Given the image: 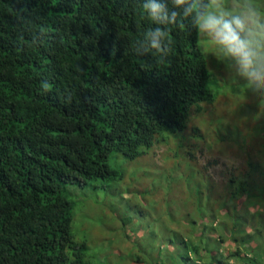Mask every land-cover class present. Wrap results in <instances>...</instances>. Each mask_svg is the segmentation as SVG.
Returning <instances> with one entry per match:
<instances>
[{
  "label": "trees",
  "instance_id": "trees-1",
  "mask_svg": "<svg viewBox=\"0 0 264 264\" xmlns=\"http://www.w3.org/2000/svg\"><path fill=\"white\" fill-rule=\"evenodd\" d=\"M210 1L0 0V264H93L73 241L65 185L113 179L109 152L133 159L187 117L196 137L198 105L214 99L209 51L198 41ZM154 38L160 50L150 47ZM217 134L218 126L214 143ZM262 186L264 178L247 192L248 205H264ZM239 196L231 191L226 207ZM218 209H202L190 236ZM245 221L232 214L231 234ZM263 234L257 224L228 257L189 236L172 245L170 261L153 264H259Z\"/></svg>",
  "mask_w": 264,
  "mask_h": 264
},
{
  "label": "rangeland",
  "instance_id": "rangeland-1",
  "mask_svg": "<svg viewBox=\"0 0 264 264\" xmlns=\"http://www.w3.org/2000/svg\"><path fill=\"white\" fill-rule=\"evenodd\" d=\"M207 15L229 22L239 20L242 28L237 32L251 53L252 69L257 74L264 72V0H211L198 23V41L202 35L205 38L201 40L202 47L209 51L205 62L214 104L198 105V112L208 116L206 122L197 124L198 138L192 137L194 125L187 117L185 127L173 133H157L144 153L133 159H127L119 151L109 152L107 163L117 174L113 179L91 180L92 185L72 183L63 188L72 206L73 241L82 244L84 259L89 263L170 261L174 253L172 245L187 239L193 224L203 216L201 210L207 213V206L215 203L219 209L213 213L214 219H206L205 226L198 227L190 236L200 241V248L207 239V249L216 248L221 257H228L236 247L242 251V239L247 241L250 238L247 234L251 236L257 224L264 228L259 222L264 216V205L255 202L250 206L245 201L252 188V177L261 178V183L264 178V87H261L264 79L257 80L252 69L245 67L240 57L204 26L203 18ZM213 115L218 124L217 143L213 142L215 126L206 127ZM205 130L206 138L202 140ZM187 138H196V142L182 141ZM228 152L233 163L222 155ZM223 169L227 175L230 169L233 171L230 182L240 194L227 207V195L218 193ZM227 208L234 218H246L233 234L237 241L232 239Z\"/></svg>",
  "mask_w": 264,
  "mask_h": 264
},
{
  "label": "clouds",
  "instance_id": "clouds-1",
  "mask_svg": "<svg viewBox=\"0 0 264 264\" xmlns=\"http://www.w3.org/2000/svg\"><path fill=\"white\" fill-rule=\"evenodd\" d=\"M181 2H182V0H175L176 4H180ZM145 7H150L151 13L153 16H155L159 12V7L157 5H146ZM189 11H195V9L189 8ZM203 20H204V26L212 29L215 32V35L220 39V41L223 44H225L226 46H228L229 51L235 53L236 55H238L240 57L241 62L245 67L252 69V60L250 59L251 53L249 52L248 46L246 45V43L240 39L238 32H237V29L242 28L241 22L239 20H234L232 22H229L227 20L217 19L215 16H212V15H207L206 17L203 18ZM233 24L235 25V27H233ZM160 35H161V33L159 30H157L154 33V37H159ZM203 39L205 40V38H203L201 35V40H203ZM201 40H200V43H201ZM150 47L155 48L157 50H160V43H159L158 39L154 38L151 41ZM202 51L205 55V53H206L205 50L202 49ZM252 71H253V74L256 75L257 80L264 79V72L257 74L255 69H252ZM261 87H264V85H261ZM211 91L213 92V90H211ZM206 103L209 105H213L214 99L211 102H206ZM199 114H202V113L198 112L197 115L199 116ZM202 116H203V119H202L203 122H206V120L208 119V116L206 114H202ZM210 126H215V129L218 126V124L216 122L215 115L212 116L211 123H207V125H206V127H210ZM175 149H174V151H176ZM227 154L228 155H225V154H222V155L227 156V158H228L227 160L229 162L233 163L232 156L231 155L229 156V154H230L229 152ZM232 173H233V171L230 169L229 174L227 175L226 169H223L224 178L221 179V181L223 183H222V186L219 189V191H222V190L224 191L227 188L228 183H230L229 188H231V191L234 190V187L231 185V182H229V181L226 182L227 178ZM262 180H263V178H262ZM259 183H261V178L252 177V179H251L252 186L259 184ZM230 192H228L226 195H229ZM233 211H234V209H233ZM225 213H227V216L229 217V221H230L232 214L228 210ZM211 220H213V219L211 218ZM261 259H262V262H261ZM263 259H264V251L261 254V258H259V264H263ZM231 260H232V258L228 262H230Z\"/></svg>",
  "mask_w": 264,
  "mask_h": 264
}]
</instances>
